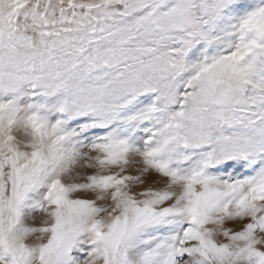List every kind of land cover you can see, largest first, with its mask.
I'll return each instance as SVG.
<instances>
[{
  "label": "rangeland",
  "instance_id": "374dc122",
  "mask_svg": "<svg viewBox=\"0 0 264 264\" xmlns=\"http://www.w3.org/2000/svg\"><path fill=\"white\" fill-rule=\"evenodd\" d=\"M0 264H264V0H0Z\"/></svg>",
  "mask_w": 264,
  "mask_h": 264
}]
</instances>
